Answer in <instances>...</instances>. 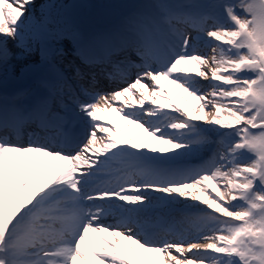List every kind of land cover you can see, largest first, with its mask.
Returning a JSON list of instances; mask_svg holds the SVG:
<instances>
[{
  "label": "snow or ice",
  "instance_id": "snow-or-ice-1",
  "mask_svg": "<svg viewBox=\"0 0 264 264\" xmlns=\"http://www.w3.org/2000/svg\"><path fill=\"white\" fill-rule=\"evenodd\" d=\"M34 3L0 0V67L26 30L63 34L55 4L35 19ZM71 37L126 86L51 66L32 105L0 97V264H264V0H151L121 30ZM181 198L199 211L154 215Z\"/></svg>",
  "mask_w": 264,
  "mask_h": 264
},
{
  "label": "bare ground",
  "instance_id": "bare-ground-1",
  "mask_svg": "<svg viewBox=\"0 0 264 264\" xmlns=\"http://www.w3.org/2000/svg\"><path fill=\"white\" fill-rule=\"evenodd\" d=\"M117 1L118 0H94V2L98 4V6L92 7L93 9L90 12L75 13V15L78 16V19L76 20V22L78 23L76 24L68 20V13L70 12H66L68 9H70V7L74 8L73 6L75 4L74 3L75 0H35V3L30 8V13L34 15L35 19L42 18L41 13L45 11L46 4L48 6H50L51 4H55L56 6L55 15L52 19L55 20L58 30H61L63 34L60 37H57L56 41L53 42L52 37L50 35L43 34L39 28L33 29L31 34H29L26 30L25 31L26 41L28 40L29 35H31V47L26 52L22 51V46L17 41L9 39L7 41V47L11 52V58L7 61L6 64L0 67V72L2 74L13 73L14 75H17L15 77H19L20 80H23L26 77L27 73L45 67V64L43 62L44 60L43 57L45 56L46 49H55L58 50L59 53H61L52 56L57 66L60 65L64 66L65 69H67L68 71H70V73H73L75 75L77 71H82L85 73V75L87 71H90L92 74H94L95 77L100 78L101 73L103 72V67L98 63L92 65L91 67H87L82 63L81 59L78 58L79 53L77 52L75 41L72 39L71 33H79L81 35L85 34L84 36L88 38H97L115 32V28L113 25L106 28H100V26L103 24V21H110V20L113 21L118 18L116 12H114V10L110 8L111 6H107L106 7L107 12H105L104 10L105 6H103L102 9L100 8L101 7L100 4H105L110 2L115 3ZM43 19L45 21L48 20L47 17H43ZM81 30H85V31H81ZM40 38L42 42L46 43V46L45 44H41V43L37 45V42L40 40ZM40 50H43L44 52H40ZM198 51L200 54L209 55L208 48H205L203 45H198ZM128 54H130L129 56L132 60L139 62V58L134 53H128ZM23 66H26V70H22ZM7 74L2 75L3 77H1L0 81H5L8 77H11ZM134 78H135V71L131 76V79ZM96 84L103 89L107 87L108 81L105 77H101L100 80L96 82ZM120 84L118 85L116 84L115 86L117 87L126 86V83H120ZM201 85L203 86L202 87L203 90L205 86H208V81L201 80ZM114 89H110V91ZM206 90L209 91L210 89L207 88ZM87 128L88 125L86 122V127H84V130L82 131L83 136L86 134ZM208 155H210V152H207L206 158ZM185 159H190V158H181V160L177 161V163H183L185 162ZM183 199L181 198L177 200V203H182L181 200ZM154 215L160 217L158 213H156V211L154 212ZM179 216H183V215H179L177 212L169 213V217L174 219V220L171 219L172 223H175V221L176 223H178L180 221ZM166 220L168 221L167 218ZM108 222H112V221L109 220ZM190 235L195 236L196 233L192 232L190 233ZM200 242L203 243L206 241H200Z\"/></svg>",
  "mask_w": 264,
  "mask_h": 264
},
{
  "label": "rangeland",
  "instance_id": "rangeland-1",
  "mask_svg": "<svg viewBox=\"0 0 264 264\" xmlns=\"http://www.w3.org/2000/svg\"><path fill=\"white\" fill-rule=\"evenodd\" d=\"M208 53H209V56L211 55V51H210V49H208ZM207 88H209L208 86H205V88L203 89L205 92L207 91L206 89ZM183 199V198H182ZM184 200V202L185 203H181L182 205L181 206H184L185 207V209H188V208H190V207H192L193 208V206H191L192 205V203L190 202V198L186 201L185 199H183ZM195 202V201H194ZM196 203H194L193 205H195ZM171 205H173V206H179L178 205V203H176V201L174 202V203H172ZM200 207H203V205H201ZM195 208H197V207H195ZM199 210V209H198ZM197 212H195V211H191V214L190 215H195ZM185 214H187V212H185L184 214H179V215H185ZM183 216H179V219H180V221L182 220V218H183ZM172 219V218H171ZM172 220H174V219H172ZM170 223H172L171 221H170ZM175 223H176V221H175Z\"/></svg>",
  "mask_w": 264,
  "mask_h": 264
}]
</instances>
